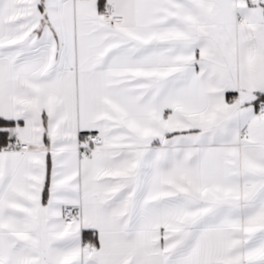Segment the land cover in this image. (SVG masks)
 Masks as SVG:
<instances>
[{
	"label": "snow or ice",
	"instance_id": "snow-or-ice-1",
	"mask_svg": "<svg viewBox=\"0 0 264 264\" xmlns=\"http://www.w3.org/2000/svg\"><path fill=\"white\" fill-rule=\"evenodd\" d=\"M0 264H264V0H0Z\"/></svg>",
	"mask_w": 264,
	"mask_h": 264
}]
</instances>
